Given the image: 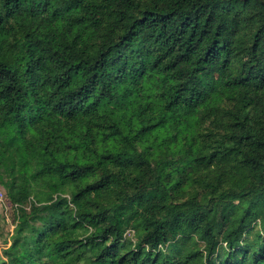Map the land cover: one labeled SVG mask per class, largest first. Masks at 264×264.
I'll return each mask as SVG.
<instances>
[{"label":"trees","instance_id":"trees-1","mask_svg":"<svg viewBox=\"0 0 264 264\" xmlns=\"http://www.w3.org/2000/svg\"><path fill=\"white\" fill-rule=\"evenodd\" d=\"M0 187V264H264V0H0Z\"/></svg>","mask_w":264,"mask_h":264},{"label":"rangeland","instance_id":"rangeland-1","mask_svg":"<svg viewBox=\"0 0 264 264\" xmlns=\"http://www.w3.org/2000/svg\"><path fill=\"white\" fill-rule=\"evenodd\" d=\"M1 188V187H0ZM3 192L4 198L0 200V256L3 250L10 245V238L15 224V213L13 207L9 203L6 192L3 188L0 189ZM128 242L135 241L132 232L126 234Z\"/></svg>","mask_w":264,"mask_h":264},{"label":"built area","instance_id":"built-area-1","mask_svg":"<svg viewBox=\"0 0 264 264\" xmlns=\"http://www.w3.org/2000/svg\"><path fill=\"white\" fill-rule=\"evenodd\" d=\"M3 198H4L3 192L0 190V200H3Z\"/></svg>","mask_w":264,"mask_h":264}]
</instances>
